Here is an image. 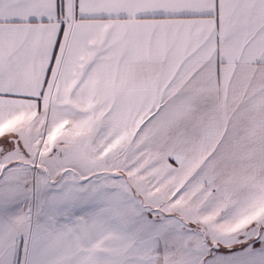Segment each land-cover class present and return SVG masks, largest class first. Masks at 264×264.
Instances as JSON below:
<instances>
[{"label": "snow or ice", "instance_id": "snow-or-ice-1", "mask_svg": "<svg viewBox=\"0 0 264 264\" xmlns=\"http://www.w3.org/2000/svg\"><path fill=\"white\" fill-rule=\"evenodd\" d=\"M0 264H264V0H0Z\"/></svg>", "mask_w": 264, "mask_h": 264}]
</instances>
